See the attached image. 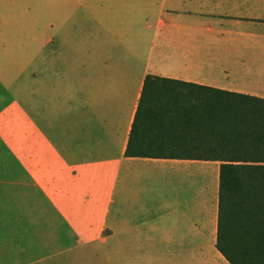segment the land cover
Segmentation results:
<instances>
[{
  "label": "crops",
  "instance_id": "obj_1",
  "mask_svg": "<svg viewBox=\"0 0 264 264\" xmlns=\"http://www.w3.org/2000/svg\"><path fill=\"white\" fill-rule=\"evenodd\" d=\"M147 76L264 99V0H0V264L228 263L219 164L125 155Z\"/></svg>",
  "mask_w": 264,
  "mask_h": 264
},
{
  "label": "trees",
  "instance_id": "obj_2",
  "mask_svg": "<svg viewBox=\"0 0 264 264\" xmlns=\"http://www.w3.org/2000/svg\"><path fill=\"white\" fill-rule=\"evenodd\" d=\"M127 157L219 164L215 248L264 264V99L147 76Z\"/></svg>",
  "mask_w": 264,
  "mask_h": 264
},
{
  "label": "rangeland",
  "instance_id": "obj_3",
  "mask_svg": "<svg viewBox=\"0 0 264 264\" xmlns=\"http://www.w3.org/2000/svg\"><path fill=\"white\" fill-rule=\"evenodd\" d=\"M8 86V91L9 93L4 94L3 88H5V85H0V107L1 104L4 105L6 102H9L10 100L15 101V96L17 93V88L19 89V93H20V98H23V92L26 93L27 92V85H7ZM2 118L4 119L5 116H2ZM11 119L10 116H8L7 121ZM10 123V121H9ZM107 262L105 260L102 261V264H106ZM179 263L181 264H185V261H179ZM66 264H96V261L90 260V261H80V260H72L69 261V263ZM228 264V263H227Z\"/></svg>",
  "mask_w": 264,
  "mask_h": 264
}]
</instances>
